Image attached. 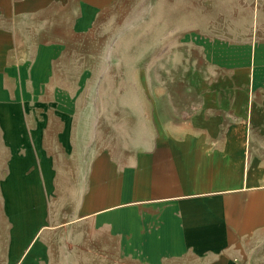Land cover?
<instances>
[{
    "label": "crops",
    "instance_id": "obj_1",
    "mask_svg": "<svg viewBox=\"0 0 264 264\" xmlns=\"http://www.w3.org/2000/svg\"><path fill=\"white\" fill-rule=\"evenodd\" d=\"M78 30L79 0H0V264H264V30L201 35L186 98L121 148L124 103L79 109Z\"/></svg>",
    "mask_w": 264,
    "mask_h": 264
},
{
    "label": "rangeland",
    "instance_id": "obj_2",
    "mask_svg": "<svg viewBox=\"0 0 264 264\" xmlns=\"http://www.w3.org/2000/svg\"><path fill=\"white\" fill-rule=\"evenodd\" d=\"M261 1L79 0L76 46L80 67L92 69L82 76L79 109L84 115H103L127 106L125 136L107 141L101 134V144L149 145L154 100H182L188 95L186 85L198 80L199 37L222 33L256 40L258 30H264L256 27L257 19L264 20L255 7ZM85 138H80V164L86 163ZM71 162L63 156L59 165L65 168Z\"/></svg>",
    "mask_w": 264,
    "mask_h": 264
}]
</instances>
